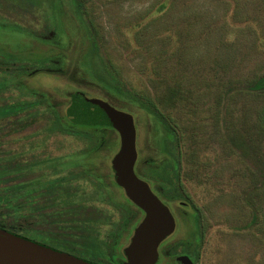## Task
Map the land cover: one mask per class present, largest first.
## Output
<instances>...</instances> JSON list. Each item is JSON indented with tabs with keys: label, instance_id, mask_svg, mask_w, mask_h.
Instances as JSON below:
<instances>
[{
	"label": "rangeland",
	"instance_id": "374dc122",
	"mask_svg": "<svg viewBox=\"0 0 264 264\" xmlns=\"http://www.w3.org/2000/svg\"><path fill=\"white\" fill-rule=\"evenodd\" d=\"M38 1L25 10L0 0V59L13 55L18 61L11 66L27 63L30 72L18 73L20 79L0 90V106L27 91L26 99L46 96L49 102L39 108L52 105L62 116L67 101L57 96V88L73 84L125 108L135 118L145 166L168 160L176 165L180 159L186 196L180 197L179 211L174 208L180 218L170 239L180 253L196 264H264V136L257 128L264 90L253 86L264 77V0H85L101 53L122 82L157 101L166 117L180 124L178 152L150 111L91 74L89 44L73 0ZM176 46L180 52L173 55ZM29 113L0 118V196L24 181L65 176L67 165L85 159L80 169L89 174L72 185L85 198L92 195L86 202L111 217L101 236L107 237L120 218L122 205L131 211L133 230L142 213L110 178L118 132L91 128L98 147L84 155L90 140L48 130V113L37 118ZM98 183L112 202L95 195ZM25 225L49 242L48 221ZM128 242L122 238L118 254ZM171 262L163 258L157 264Z\"/></svg>",
	"mask_w": 264,
	"mask_h": 264
},
{
	"label": "trees",
	"instance_id": "16d2710c",
	"mask_svg": "<svg viewBox=\"0 0 264 264\" xmlns=\"http://www.w3.org/2000/svg\"><path fill=\"white\" fill-rule=\"evenodd\" d=\"M13 1L18 2V5L25 10L39 3L38 0ZM86 6L87 3L85 0H73V7L78 12L79 24L84 29V33H86L84 34L85 39H87L89 44L90 53H88V62L91 64V74L99 83L112 88L120 97L139 104L143 109L150 111L155 116L158 124L167 129V131L165 130L168 134L167 137L169 141L171 140L170 143L174 145L178 152L181 141L180 124L173 122V117L171 118L169 115L166 117L157 101L148 97L145 93L134 91L122 82L117 71H115L101 53V46L98 42V31L95 28L94 21L92 19L87 20ZM162 6H164V3ZM85 16L86 20L84 18ZM174 50L173 55L178 54L180 52V46H176ZM13 61H18L13 55L9 58L0 59V64L4 63L7 65L5 69L0 67V77L8 78L7 80L0 81V90L7 88L10 81L20 79L18 73L23 74L22 77H28L30 74L27 63L22 66L17 65V67L13 68L11 66ZM60 86H62L60 87L61 90L57 88L56 94L60 99L66 100L67 105L72 102L71 93L74 91H81L89 96H93L90 94H94L78 88L73 84ZM253 86L255 90H264V77L259 78ZM63 89L67 90L64 91ZM23 94L20 98L17 95L11 103L0 106V118L13 115L18 116L25 111L31 112L29 115H32L33 118L48 113L51 119L46 129L50 130V128H53L55 131H64L90 140L91 144L88 147V151H83L85 152L83 153L84 155L86 152L97 149V135L91 128L101 127L75 124L67 119L65 111L61 116L52 105L40 109V106L47 101L49 102L46 96L26 99L25 95L28 92H23ZM97 95L94 94L93 97ZM99 97L116 108L126 110L125 108L112 104L103 96ZM175 97L180 101V90H176ZM6 106L8 107L5 109L4 107ZM257 118L258 131L264 136V105L259 109ZM84 160L82 159L76 163L72 161L69 166L67 165L66 169H69V172L65 176L45 180L39 178L38 180L34 179V183L33 181H24L25 183L21 182V184L11 186L8 193L0 196V214L3 215V218L0 219V227L96 263L111 262L114 257L120 255L118 251H120L122 238L125 236L128 237L132 230L131 225L134 222L133 216L130 209L122 205L120 218L115 220L111 225L107 237L103 238L101 236L103 225L109 222L111 217L86 202L91 199L92 195L90 198H85L83 194L79 193V189L72 185L74 180L85 178L89 174L87 170L82 171L80 169V165L84 163ZM58 164L61 165L60 162ZM110 178L116 184L112 177V171ZM106 189L104 184L98 183L96 187L98 194L95 193V195H99L102 199L112 202V197L111 199L109 198L111 195L108 192L105 193ZM184 193L185 191L180 184V197L186 196ZM128 201L133 204L130 200ZM2 206L10 210L6 209L5 211ZM34 219L35 221L40 219L42 222L48 221L52 225L53 229L48 231L50 235H46L49 238V242L36 237L38 234L39 237H44L40 231L38 233L32 228H25V223L31 224ZM23 220L26 221L24 225L22 224ZM7 221L10 222L8 223ZM24 230L25 233L23 232Z\"/></svg>",
	"mask_w": 264,
	"mask_h": 264
},
{
	"label": "water",
	"instance_id": "95a60500",
	"mask_svg": "<svg viewBox=\"0 0 264 264\" xmlns=\"http://www.w3.org/2000/svg\"><path fill=\"white\" fill-rule=\"evenodd\" d=\"M65 108L69 121L79 125L107 126L119 134V144L109 164L115 183L144 215L122 247V264H157L159 248L173 233L176 221L170 208L138 176L137 130L132 113L116 108L100 97L81 91L71 93ZM181 264H192L187 257ZM0 264H98L74 254L39 243L0 227Z\"/></svg>",
	"mask_w": 264,
	"mask_h": 264
},
{
	"label": "flooded vegetation",
	"instance_id": "af4514ba",
	"mask_svg": "<svg viewBox=\"0 0 264 264\" xmlns=\"http://www.w3.org/2000/svg\"><path fill=\"white\" fill-rule=\"evenodd\" d=\"M135 125H136V122H135ZM99 127L105 128L107 126H99ZM137 150H138V160H137L136 167H135L136 173L138 174L140 178H142L143 180L149 183L153 192L170 208L175 218V221L178 224L180 215H178L179 216L178 218L177 213H175L174 211V208L177 211H179V208H180V159L178 158V164L176 165L170 164L168 160L164 165H161L159 167L149 168L145 166L147 165V163L145 164L144 162H141L142 157H141V153L138 148V144H137ZM172 165L175 166V168ZM140 169H143V170L145 169L144 170L145 173L141 172ZM138 170L142 174H144L145 177H142L138 173ZM164 171H165V174H162V172ZM135 207L139 209L142 213L139 219L140 221L144 213L139 207L137 206ZM194 208L196 209L198 207H194ZM196 211H200V209L198 208V210L196 209ZM133 230L129 233L128 238L132 234ZM170 239H171V236L168 237L166 240H164L162 244L160 245V248H159L160 260L163 258H167L172 261L171 264H181L180 259L187 257L191 260L192 264H196V262L193 260V258L190 255H187V253L185 252L180 253L179 248ZM123 259L124 258L122 255H118L114 257L111 262H102L98 264H122Z\"/></svg>",
	"mask_w": 264,
	"mask_h": 264
}]
</instances>
